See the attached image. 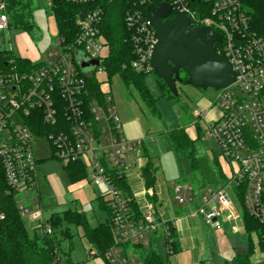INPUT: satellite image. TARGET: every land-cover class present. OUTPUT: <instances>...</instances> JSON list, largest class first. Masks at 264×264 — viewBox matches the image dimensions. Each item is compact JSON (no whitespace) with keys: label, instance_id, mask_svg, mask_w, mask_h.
<instances>
[{"label":"built area","instance_id":"obj_1","mask_svg":"<svg viewBox=\"0 0 264 264\" xmlns=\"http://www.w3.org/2000/svg\"><path fill=\"white\" fill-rule=\"evenodd\" d=\"M127 1L125 41L134 57L129 67L136 73L152 72L150 60L157 43L147 8L165 3L171 9L168 19L183 16L190 28H210L221 37V42L214 44H219L220 49L215 50L229 60L235 75V82L219 90L212 105L193 116L194 127L204 122L200 137L213 140L219 148L217 162L226 183L204 188L199 200L191 184L171 183V198L186 208L187 217L200 219L217 234L225 233L224 225L233 234L241 227L244 231V212L264 224V38L253 30L252 19L240 0ZM154 2L159 3L153 5ZM0 12L1 33L9 30L2 3ZM102 16L101 9L77 16L78 33L73 45L66 46L65 40L59 38L56 51L49 55L53 60H38L35 63L39 66L33 70L15 65V56L0 64V165L20 217L42 236H52L53 229L42 214L39 160L34 156L33 140H47L54 150L52 158L59 160L64 169L73 163L85 166L93 186L103 185L107 192L116 246L105 252L106 261L142 264L137 253L125 254L123 247H147L160 236L168 252L170 230L176 231L180 219H163L149 200L158 194L147 189L141 177L142 142L123 135L111 94L105 96L104 104L93 99L85 107L88 96L84 76L105 73L101 63L108 56V45L98 29ZM77 55L97 61L98 66L83 72L73 60ZM104 164L125 176L127 182L130 176L138 181L139 191L132 192L139 218L111 182ZM228 189L240 202L241 211L234 207Z\"/></svg>","mask_w":264,"mask_h":264},{"label":"trees","instance_id":"obj_2","mask_svg":"<svg viewBox=\"0 0 264 264\" xmlns=\"http://www.w3.org/2000/svg\"><path fill=\"white\" fill-rule=\"evenodd\" d=\"M49 1V5H48ZM245 12L251 17L253 30L258 36L264 38V0H240ZM3 4V14L7 18L8 28L24 31L27 33L36 29L33 19L34 5L33 0H0ZM155 3V4H154ZM157 5L159 2H154ZM47 6L50 8L55 18L58 38L65 40L66 46H72L78 28L75 25L77 16L92 12L96 9L103 11L99 33L104 37L108 45V56L101 63L106 77L105 81H100L95 74L84 76L87 87V98L84 99L85 107L96 99L104 104L106 95L111 94L110 82L117 77L126 89L133 88L142 103L151 113H157V100L149 92L146 84L148 75L136 73L129 67V62L133 60L131 51L125 39L127 31L124 23V14L129 7L127 0H47ZM144 13V12H143ZM215 45V49L218 50ZM74 57V53L72 54ZM13 58V54L7 50L0 49V64H5L6 60ZM75 61L76 59L73 58ZM15 65L19 68L33 70L39 66L29 60L15 58ZM128 64L126 68L123 65ZM180 83L185 84L186 76H180ZM157 79V78H156ZM161 84L163 96L170 100H177L179 95L173 96L166 88L165 84L157 79ZM47 130V129H46ZM168 141L175 153H184L189 163L190 170L200 175L198 168V149L196 142L199 138L192 139L185 132L184 128H177L167 132ZM142 156L144 166L141 170V177L144 186L154 189L156 184L157 169L154 167L152 157L142 146ZM216 170V178H223L221 169H218V162L213 164ZM106 172L111 182L123 193L125 200L129 202L136 218L140 217V211L137 203L133 199L131 185L127 178L118 173L112 172L104 164ZM68 180L71 184H80L86 181L89 172L85 166L80 163H73L65 169ZM201 179L202 176H201ZM199 183V182H198ZM204 182L199 183L195 196L199 200V195L204 188ZM98 208L106 213L107 217L104 224L91 228L87 224L85 215L79 210H66L61 214H54L50 217L49 223L53 229L52 236H42L35 231L31 234L26 229L23 219L20 217L15 199L10 192L3 170L0 165V264H77L71 259L72 253V233L69 227L82 228L83 236L86 239L89 250L87 257H101L106 261L105 252L116 246V238L111 225V213L108 207L106 195L96 198ZM155 206L156 196L149 199ZM244 233L246 235L245 252L236 253L231 261L225 264H254L251 257L255 250L264 253V224H259L244 212L242 213ZM170 244L165 256L159 254L155 242H151L147 247L129 246L123 247V252L137 253L142 264H169L168 256L174 255L179 249V241L174 229L170 230ZM91 253H93L91 255ZM171 253V254H170ZM81 264V263H80ZM261 264H264L261 263Z\"/></svg>","mask_w":264,"mask_h":264},{"label":"rangeland","instance_id":"obj_3","mask_svg":"<svg viewBox=\"0 0 264 264\" xmlns=\"http://www.w3.org/2000/svg\"><path fill=\"white\" fill-rule=\"evenodd\" d=\"M33 5L35 7L33 19L36 29L30 33L15 29L2 31L0 33V49L11 50L15 57H19L20 49H24L31 51L35 58H41L48 62L53 60L49 55L56 51V44L59 41L55 18L47 6V0H33ZM216 45L219 50L220 45ZM180 76L183 77L184 74L181 73ZM97 78L100 81L106 80L104 74L97 76ZM156 80L154 74H150L146 78V84L151 95L154 98L160 97L156 102L157 113L150 112L133 88H124L117 77L111 80L112 104L116 109L122 131L126 123L124 119H136L139 122L146 137L143 141V148L156 161L158 175H160L159 183H167L170 190L172 189L171 183H189L196 192L202 189L198 190V185L201 182H204L203 187L223 186L226 180L224 177L216 178V170L213 165L215 162L217 163L220 157L219 148L213 140H204L200 137V133L204 129V122H199V125L196 126L198 128H196L193 119L195 112L215 102L218 91L213 89L204 91L177 82L176 88L179 97L175 101L160 96V93L165 92V90ZM124 115L125 118H123ZM176 127L184 128L185 132L189 130V133L194 136L197 135L195 136L196 139L199 138V141L196 142L200 171L198 176L190 170L186 155L175 153L168 141L167 132ZM32 148L35 158L39 160L37 176L44 220H49L54 214L75 209L84 213L89 227L96 228L104 224L107 215L98 208L96 198L107 194L105 186H93L91 176L78 186L71 184L60 161L52 158L54 150L47 140L34 139ZM228 192L236 210L241 211V204L233 191L228 189ZM165 196L166 193L164 192L163 200ZM168 217V215L165 216V219ZM23 222L31 234L30 222L27 219H23ZM186 225L188 230L184 229ZM194 227H197L198 235L195 233ZM69 229L73 235L72 262L86 264V253L89 250V245L83 236V230L80 227H69ZM223 229L225 242L219 240L217 235H214L213 231L198 218L189 222L188 220L180 222L178 228L180 246L174 255L168 256L169 264H225L231 261L236 253L245 252L247 247L246 235L242 227L237 234L231 233L225 225ZM155 246L159 254L165 256V245L160 236H157ZM90 262L105 264L101 257H93ZM251 262L254 264L263 263L264 253L260 252L259 249L255 250Z\"/></svg>","mask_w":264,"mask_h":264},{"label":"water","instance_id":"obj_4","mask_svg":"<svg viewBox=\"0 0 264 264\" xmlns=\"http://www.w3.org/2000/svg\"><path fill=\"white\" fill-rule=\"evenodd\" d=\"M170 11L165 3L147 8L157 39L150 60L155 77L173 96L178 95L176 83L180 82V72L187 78L186 85L204 91H219L232 85L235 75L231 64L224 55H218L214 47L221 42V37L210 28H190L183 16L168 19ZM76 61L85 73L98 66L97 61H87L80 55L76 56Z\"/></svg>","mask_w":264,"mask_h":264},{"label":"crops","instance_id":"obj_5","mask_svg":"<svg viewBox=\"0 0 264 264\" xmlns=\"http://www.w3.org/2000/svg\"><path fill=\"white\" fill-rule=\"evenodd\" d=\"M11 53H12V51H11ZM17 58L29 60L31 62H36L38 60H42L41 58L40 59L35 58L34 54L31 51H26L24 49H22V50L20 49V56L17 57ZM160 96H163V93H160ZM155 99L158 101V99H160V97H155ZM125 117L126 116L124 115L123 118H125ZM124 120H126L125 121L126 123H125V125L123 127V135L125 136V138H127L128 140H141L142 146H143V141L146 139V137H145V134L143 133L142 126L139 124V122L136 119L135 120H127V118H126ZM177 128H180V127H176V128H173V129H177ZM173 129H171V130H173ZM188 131H186L187 135L190 138L195 139V136H197V135L194 136L192 133H189ZM147 153L152 157L154 167L157 169L156 184H155L154 190L158 194L156 196V198H157L156 207L158 209V213L160 214V216L163 219H165V216L168 215L169 217L166 218L165 220H174V219H177V218L180 219L178 222H176V234H177V239L179 241V246H180V237H179V230H178L179 223L183 222V221H187V220L189 222L190 220H195L196 218L193 219V218L187 217L185 215V214H187L186 213V208L179 206L175 201H173V199L171 198L172 190H170L168 188L169 186L167 185V183H164V182L163 183H159V178H160L159 176L160 175H158V167L156 165V161H155L154 157L148 151H147ZM84 182L85 181H83L81 183H84ZM128 183L131 185V188L133 189V192L139 191L140 187L138 185V181L135 180L133 176L129 177V182ZM78 185L79 184H76V186H78ZM164 192L166 193V196H165V198L163 200ZM30 226H31V224H30ZM186 227H187V225H186ZM186 227L184 229L188 230V227L187 228ZM196 229H197V227H194V231L198 235V233L196 232ZM194 231H193V233H194ZM213 233H214V235H217L219 240L221 239V240H223L225 242V234L221 235L219 233L218 234L215 233V232H213ZM202 235H203V238H204L203 232H202ZM86 258H87V263L86 264H90V263L94 264V262H90L91 260H93V257L92 258H88L87 257V253H86ZM89 259H91V260H89ZM105 264H106V262H105Z\"/></svg>","mask_w":264,"mask_h":264},{"label":"flooded vegetation","instance_id":"obj_6","mask_svg":"<svg viewBox=\"0 0 264 264\" xmlns=\"http://www.w3.org/2000/svg\"><path fill=\"white\" fill-rule=\"evenodd\" d=\"M182 73V72H181Z\"/></svg>","mask_w":264,"mask_h":264}]
</instances>
